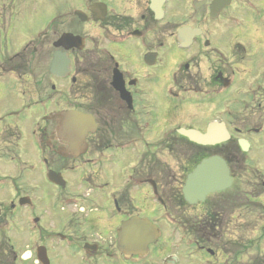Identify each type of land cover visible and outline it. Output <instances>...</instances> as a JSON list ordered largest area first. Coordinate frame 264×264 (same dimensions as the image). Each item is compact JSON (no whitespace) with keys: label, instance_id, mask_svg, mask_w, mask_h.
Masks as SVG:
<instances>
[{"label":"flooded vegetation","instance_id":"1","mask_svg":"<svg viewBox=\"0 0 264 264\" xmlns=\"http://www.w3.org/2000/svg\"><path fill=\"white\" fill-rule=\"evenodd\" d=\"M52 1L48 0L50 3ZM78 4L89 16L90 5H97L93 16L98 19H89L87 22L90 26L88 30H91L88 32L90 48L84 54L70 50L73 74L70 73L72 75L65 79L51 76L55 82L48 86L42 83L38 96L46 114L77 109L95 118L97 130L85 138L86 152L80 157L95 151L94 154L102 158L106 150L111 151L108 143L113 144L125 137L130 147L154 153L161 151L155 141L160 136L170 135L172 142H165L163 150H173L176 145L174 143L178 141L174 136L177 127L203 126V121L211 117L208 111L213 108L222 111L226 119L229 112L225 111L224 89L242 95L253 90L251 86L238 88V77L235 78V75L244 79L248 74L247 71L237 72V59L244 50L238 39L243 29L228 25L229 19L226 17H221L222 24L219 26L210 20H207V25L202 20L208 13L206 8L207 11L204 9L201 14L199 10L190 9L183 18L177 20L176 11L182 7L180 0L165 1L157 12L150 8V0H89L88 3L86 0H78ZM15 7V0H0V36L4 38V26L10 44L6 46V51H14L13 44L17 39L14 35L9 36L18 26V20H12L17 15L13 13ZM2 17H5L4 21ZM61 24L68 31L75 28L68 19ZM182 25L191 26L193 31L178 41L177 28ZM50 27L54 30L40 45L45 48L46 42H50L53 54L58 50L54 46L57 39L55 22ZM99 44L103 49L101 53L105 63L103 73L95 74L90 61L96 57ZM184 45L186 48L181 50ZM80 62L89 64L83 66ZM116 66L120 69L117 81L119 89L112 83ZM42 95L50 100L49 104L43 103ZM236 102L238 106H243L246 100L239 98ZM228 122L232 125L235 120ZM1 125L0 161H3L4 169L8 165L5 174L9 176L8 179L4 176L7 181L0 182V214L5 215L8 208L11 210L16 206L20 193L12 119L0 116ZM44 125L39 130V141L56 144L55 150L65 154L66 145L56 136V123L47 120ZM100 129L112 132L110 137L113 140H104L102 133L99 134ZM157 161L154 156L152 165ZM107 167L110 168V165ZM96 169L97 175L104 172L101 167ZM165 171L169 179L179 178L172 175L169 168ZM145 172L150 175V168L146 167ZM183 175L182 170L178 179L180 182ZM151 177L156 179L148 176L145 181ZM115 190L111 189L113 192ZM95 201L91 204H95ZM89 202L85 199L83 203V210H88L85 214L76 208L75 214H69L70 217L65 219L66 227L71 231L69 236L75 240L81 236L80 230L87 228L91 231L89 226L92 221L104 224L100 218L103 217L102 209H99L98 216L93 217L94 214L88 209Z\"/></svg>","mask_w":264,"mask_h":264},{"label":"rangeland","instance_id":"2","mask_svg":"<svg viewBox=\"0 0 264 264\" xmlns=\"http://www.w3.org/2000/svg\"><path fill=\"white\" fill-rule=\"evenodd\" d=\"M260 4L262 5L261 7L264 8L263 0L260 1ZM60 5H61L60 0H54V7H55L54 10L56 12L63 11V8ZM46 10H47V8H46L45 2L43 4L34 3V5L30 8V11H33V13H37L36 11H38L39 12V13H37L38 17L29 21L28 24H26L24 27H22L21 32L23 34L30 32V31L33 32V30H35V28H39V27L45 25V23L47 22V19H48L47 15H46V13H47ZM263 25H264V21H263ZM252 39L253 38H252L251 33H248L247 41L243 42L244 44H242L245 47V49L248 50L249 52L251 51V49H250L251 47L255 48L254 42ZM4 41H5L4 38L0 36V45L3 44ZM6 43H7V41H5V46H6ZM5 46H3V45L0 46V60L3 56V54L6 53ZM263 54H264V51L260 52L258 50L255 51L254 53H251V56L253 59V66L258 71L259 75L264 74V56H263ZM237 60H238L237 68H239V69L242 67V62H246V61L251 62V60H249V55H246V53H241V57ZM46 67H47V63L43 64V62H39L38 66L36 67L35 65H33L31 70H33L35 72V73H33V75H36V72L38 71L40 74V77L43 78L44 75L47 76ZM237 77H238V79H237L238 80V88H242V87L246 86V84L248 82V78L240 79L239 76H237ZM253 79L258 81V79H256L255 77ZM263 79H264V75H263ZM14 83H16V81H14L13 78L9 75L5 79L0 78V115H4L6 113L11 112V110H17V109L23 107L24 101H28V103H29L34 98H37V97H33L32 95H30L28 93V91H25L22 88H20L18 91H13L10 88V85L14 84ZM42 98H44V97L42 96ZM47 104H49V103H47ZM226 110L231 111L232 114L233 113L238 114L240 116V119L242 117V119L240 120L241 124H240V122H237L239 124L237 129L241 133L245 134V132L250 131L249 130L250 128H253L255 126H259V125L263 124V122H264V96H263V99H261L258 103V106L256 109L257 112L252 117V119H250L247 122H246L244 116H246V114L251 113V110H249V109L245 110L244 106H243V108H233V109L232 108L228 109V107H227ZM37 113L38 112H35L34 110H29L25 114L21 113L19 116H17V117L12 116L9 119H12L13 125H15L22 133L28 134L31 132V129H32L33 125L35 124L36 120L40 117V115H38ZM219 113L222 114V111ZM258 117H259V120H258ZM231 120L234 121V120H237V118L234 117V118H231ZM1 128H2V125L0 126V129ZM258 139L260 140V142L254 144V149H253V152L250 153V158L254 161L259 159L260 161H258L255 164V166L260 168L261 170L263 169L262 171H264V137H259ZM45 145H46L45 143H42V150L43 151H42V154L40 157L44 156L48 159V161H50V163L48 164V167H50V168H51V166H55L56 164L61 166V164L59 163V160H57L56 155L54 153L52 155H50L49 154L50 151L46 150ZM30 146H31V141H29V139H26L24 149L27 152L28 157H30L29 153H31V158H34V152L32 151V148H30ZM94 153H95V151L93 153H90V154L84 156L82 158L81 162L85 161L86 159L92 158ZM105 155L107 158L111 157L109 159V162H111L110 168L105 167L104 172L101 173L99 176H97V178L103 184L104 183L107 184V186L110 189L115 190L117 187H119L120 185L122 186V184L125 183V180H126L125 175L127 174V172L129 170L131 171L134 164L141 157L140 156L141 153H139V151L137 149H133V150L132 149H126L123 153L119 152L118 150H115V151H113V153H111V154L108 153ZM160 156L162 157L163 160H167L169 158L165 152L160 154ZM149 158H150V156H149ZM30 162L31 163L33 162V164L35 165L36 171L31 173L29 171L22 170L21 171L22 173L18 176V183L20 186L24 187L25 191L28 189V190H30V192H33L32 196L35 197V199H36L35 200L36 208L32 211L30 209H26V208H24V209H18L17 208V210L15 212H17V213L21 212L23 214L28 212L31 216L34 214L40 213V215L42 217V226L45 227V225H48V227L50 228L51 225L53 224V214L58 212L55 205H54V201L51 200L52 194L54 193V188L45 179V172L43 171L41 162L38 159H32V161H30ZM244 171L245 172H242L241 176L237 177V179H236V185L237 184L241 185L242 190H244V194L246 196H248V194L250 193L249 196L253 197V196L258 194V192H259L258 190H260L261 192H264V189H258V187H263L261 185V182L264 180V175H262L259 171H256L255 169H253L251 167H247V166H245ZM81 175H82V173L79 172V173L75 174L73 176V178L69 177V176H65V179L67 180V185L63 190V194H74V192L81 193L75 187V184L78 183V181L74 179V178L79 179L81 177ZM257 184H258V187H257ZM58 192H62V191L58 190ZM27 193H29V192H27ZM143 193H144L143 191H140V195L143 197V199L139 203H140V206H144V208H145L146 213L144 215L148 216L151 219H153L154 221H156L158 223L159 227H161L162 233L165 232L164 234H166V231L168 229H171L170 226L167 225L166 221L161 216V213L159 212L158 208H156V206H154V204H152L150 200H146V197ZM92 195L94 196V194H92ZM8 196H9V194H8ZM8 196H7V199H9ZM0 198H2V197L0 196ZM148 202H149V208L145 207L146 203H148ZM16 218L21 219V217L19 215L16 216ZM29 219L30 218H26L25 216L22 215L23 229L21 227L22 224L14 223V233L11 234L10 241L13 242L15 250H16V252H18V254H20L23 250H26V247L29 246L31 244V241H32V238L30 236L32 233H31L30 229L28 228V226L30 224V223H28L30 221ZM63 219L64 218H59L60 221ZM103 220L106 222V219H104V216H103ZM108 222H110V220ZM246 222L251 223L253 225H258V226L262 225L264 223V208H263V206H261L259 210H253V212H251V214H249V216H247ZM90 225L91 226H89V228L90 227L95 228L94 230L91 229L93 232L99 233L97 231V230H99L98 224H96V223H94V221H92V224H90ZM109 226H111V225H109ZM30 227L35 229L34 224H30ZM242 235H243V233H241V231H240V233L237 234V237L240 238V236H242ZM251 236H253V238L250 239L251 244H250V247L248 249V252L251 251L252 249L254 251H256L258 248L260 250V252H262L261 256H263L264 255V240L262 239V240H260V242H256L257 233L252 232ZM34 239H36V237H34ZM171 239H172L171 237H168V239H164V237H162L159 240L160 245L164 247V251H169L171 249V247H170ZM35 243H41V244L47 245V248L50 251V258L55 263H58V264H78V262H79L76 259L69 258L70 256L68 255V253L65 252L66 251L65 248L62 245H57V244L54 245V242H52V239L50 237H47V235H44V239H42L41 241L39 240V238H37ZM184 245L185 244H183L182 247H185ZM193 248H190L189 251L195 255L196 254V252H195L196 248H195V246H193ZM245 250H247L246 243L244 244L242 249H240L239 251L246 254L247 252ZM185 251H186V248H183V253H186ZM25 254L23 256H25ZM32 257H33V255H32ZM32 257L30 259H27V261H22V259L20 258L17 261V263H19V264H34V262H33L34 259H32ZM196 258H199V256H193V258L183 260L182 263L183 264L195 263ZM201 260H200V262H198V264L201 263ZM248 260L249 259L247 258V256H241L239 258V264H247ZM260 261H261V259H260ZM231 262H232V260H230L229 264H231ZM129 264H133V263H129Z\"/></svg>","mask_w":264,"mask_h":264},{"label":"water","instance_id":"3","mask_svg":"<svg viewBox=\"0 0 264 264\" xmlns=\"http://www.w3.org/2000/svg\"><path fill=\"white\" fill-rule=\"evenodd\" d=\"M205 187H216L217 186V183H215L213 180H209V181H206L205 183Z\"/></svg>","mask_w":264,"mask_h":264},{"label":"bare ground","instance_id":"4","mask_svg":"<svg viewBox=\"0 0 264 264\" xmlns=\"http://www.w3.org/2000/svg\"><path fill=\"white\" fill-rule=\"evenodd\" d=\"M82 143H83V140H80V142L75 141V144H76L75 149L78 150V148L82 145Z\"/></svg>","mask_w":264,"mask_h":264}]
</instances>
